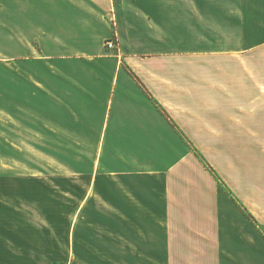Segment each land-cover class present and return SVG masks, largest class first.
I'll return each instance as SVG.
<instances>
[{
    "label": "crops",
    "instance_id": "obj_1",
    "mask_svg": "<svg viewBox=\"0 0 264 264\" xmlns=\"http://www.w3.org/2000/svg\"><path fill=\"white\" fill-rule=\"evenodd\" d=\"M0 5V112L90 150L65 254L0 190V264H264V0H114L120 58L109 0Z\"/></svg>",
    "mask_w": 264,
    "mask_h": 264
},
{
    "label": "rangeland",
    "instance_id": "obj_2",
    "mask_svg": "<svg viewBox=\"0 0 264 264\" xmlns=\"http://www.w3.org/2000/svg\"><path fill=\"white\" fill-rule=\"evenodd\" d=\"M110 17L109 9V22ZM110 26L113 33L115 26L111 23ZM12 120L15 123H10ZM35 130L33 123L25 117L9 118L0 112V190L11 193L12 205L39 204L31 209L33 213H28L34 216L30 221L38 227L41 238L49 241V236L54 249L65 254L69 210L67 190L69 186V204L73 201L77 207L82 200L83 188L88 185L83 173L89 172L84 163L90 161V150L37 147L45 143L35 139Z\"/></svg>",
    "mask_w": 264,
    "mask_h": 264
},
{
    "label": "built area",
    "instance_id": "obj_3",
    "mask_svg": "<svg viewBox=\"0 0 264 264\" xmlns=\"http://www.w3.org/2000/svg\"><path fill=\"white\" fill-rule=\"evenodd\" d=\"M111 2V17L109 18L111 25L114 27L115 22H114V16H113V1L109 0ZM105 48L108 52H112L115 57L120 58V52H119V44H118V39H117V34L114 30L112 33V37L105 42Z\"/></svg>",
    "mask_w": 264,
    "mask_h": 264
},
{
    "label": "trees",
    "instance_id": "obj_4",
    "mask_svg": "<svg viewBox=\"0 0 264 264\" xmlns=\"http://www.w3.org/2000/svg\"><path fill=\"white\" fill-rule=\"evenodd\" d=\"M133 75V74H132ZM134 76V75H133ZM135 77V76H134ZM158 109L164 113L163 109L159 106H157ZM198 155V154H197ZM200 160H202L203 165L205 166V168L216 178L219 179L218 176L215 174L214 170L210 167V165H208L206 162H204L203 158L199 155ZM220 184H222L221 181H219ZM223 185V184H222ZM238 204V203H237ZM238 206L240 207V209L242 210V212L244 213V215L252 222V224L254 226L257 227V222L256 220L251 216V214L241 205L238 204Z\"/></svg>",
    "mask_w": 264,
    "mask_h": 264
}]
</instances>
